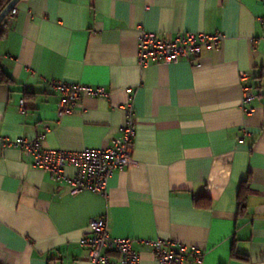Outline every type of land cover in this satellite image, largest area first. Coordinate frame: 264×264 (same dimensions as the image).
Returning a JSON list of instances; mask_svg holds the SVG:
<instances>
[{"label": "crops", "instance_id": "0c3cea01", "mask_svg": "<svg viewBox=\"0 0 264 264\" xmlns=\"http://www.w3.org/2000/svg\"><path fill=\"white\" fill-rule=\"evenodd\" d=\"M16 9L1 25L0 135L45 133L47 149L107 148L131 96L137 134L133 163L113 173L106 193H73L22 149L0 146V264H91L81 240L100 217L113 236L135 240L138 264H161L141 243L159 238L204 251L186 264H264V0H21ZM140 27L225 39L200 66H142ZM242 71L259 94L251 116ZM53 79L107 95L83 94L82 107L60 116Z\"/></svg>", "mask_w": 264, "mask_h": 264}, {"label": "built area", "instance_id": "2783aa9c", "mask_svg": "<svg viewBox=\"0 0 264 264\" xmlns=\"http://www.w3.org/2000/svg\"><path fill=\"white\" fill-rule=\"evenodd\" d=\"M17 13L13 9L9 20ZM264 25V17L260 19ZM264 38V34H263ZM225 39L222 31L193 32L179 31L171 38L158 33L143 30L140 27L138 61L142 66L152 63H175L182 59L198 60L205 50L218 47ZM251 75L247 71L240 73L243 86V105L246 115L255 112L254 101L258 97L247 83ZM51 88L60 94L59 115L72 113L82 107L83 94L94 96L107 95L103 87L71 83L60 79L49 81ZM128 91L133 93V89ZM25 100L21 101V110H25ZM124 114L121 135L107 148H86L83 150L47 149L43 146L45 133L35 139L25 136L12 138L0 135V146L18 147L31 157L32 165L50 172L58 180L68 181L73 193L92 191L106 193L110 177L116 170H124L133 163V151L137 134L136 110L134 97L121 105ZM48 129V127H47ZM244 141V136L240 137ZM73 166L76 173L66 174V168ZM90 234L83 237L81 243L90 251L91 264H138L140 252L135 248V240L129 237H115L108 227L106 217L95 218L89 224ZM141 243L152 249L161 264H186L200 261L204 251L197 246H190L173 239H141ZM115 253L117 260L111 257Z\"/></svg>", "mask_w": 264, "mask_h": 264}, {"label": "trees", "instance_id": "16d2710c", "mask_svg": "<svg viewBox=\"0 0 264 264\" xmlns=\"http://www.w3.org/2000/svg\"><path fill=\"white\" fill-rule=\"evenodd\" d=\"M11 0H0V13L1 11L8 5V3ZM9 21V16L5 19V22ZM4 34V30L2 29V26H0V38L3 36ZM3 77L7 78V75L3 72L2 74ZM248 187V183H245V181H243L242 185H241V189L239 192V204H240V208L244 207L245 204V196H246V189Z\"/></svg>", "mask_w": 264, "mask_h": 264}, {"label": "water", "instance_id": "95a60500", "mask_svg": "<svg viewBox=\"0 0 264 264\" xmlns=\"http://www.w3.org/2000/svg\"><path fill=\"white\" fill-rule=\"evenodd\" d=\"M21 0H11L8 5L0 13V26L5 23V19L9 16L11 11L16 8Z\"/></svg>", "mask_w": 264, "mask_h": 264}]
</instances>
